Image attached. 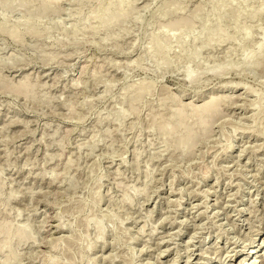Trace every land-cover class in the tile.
Listing matches in <instances>:
<instances>
[{
    "label": "rangeland",
    "instance_id": "obj_1",
    "mask_svg": "<svg viewBox=\"0 0 264 264\" xmlns=\"http://www.w3.org/2000/svg\"><path fill=\"white\" fill-rule=\"evenodd\" d=\"M244 258L264 0H0V264Z\"/></svg>",
    "mask_w": 264,
    "mask_h": 264
},
{
    "label": "bare ground",
    "instance_id": "obj_2",
    "mask_svg": "<svg viewBox=\"0 0 264 264\" xmlns=\"http://www.w3.org/2000/svg\"><path fill=\"white\" fill-rule=\"evenodd\" d=\"M252 244H253V242H252ZM242 253H245V254H249V253H256L254 250H253V248H250V249H248V251L246 252V251H244V252H242ZM233 256V255H232ZM231 256V257H232ZM230 257V258H231ZM233 259V258H232ZM191 261V260H190ZM245 261H246V259L244 258L243 259V263L242 264H245ZM189 263V262H188ZM252 264H256V260L255 261H253V263Z\"/></svg>",
    "mask_w": 264,
    "mask_h": 264
}]
</instances>
